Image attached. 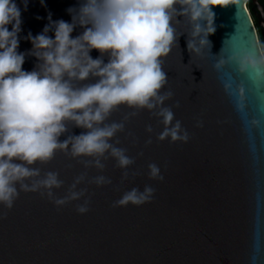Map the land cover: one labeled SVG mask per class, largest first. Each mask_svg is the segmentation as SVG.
I'll use <instances>...</instances> for the list:
<instances>
[{
	"label": "water",
	"instance_id": "95a60500",
	"mask_svg": "<svg viewBox=\"0 0 264 264\" xmlns=\"http://www.w3.org/2000/svg\"><path fill=\"white\" fill-rule=\"evenodd\" d=\"M250 1L257 9V25L264 29L263 7L258 0ZM15 2L22 21L18 51L25 53L24 70L31 71L37 60L28 54L29 32L41 33L49 16L71 22L67 9L81 0H27L26 7L25 0ZM247 2L213 8L216 30L208 37L212 54L220 52L233 32L226 44L249 51L258 46L263 51ZM178 19L177 36L183 34L163 58L168 80L162 91L173 93L165 104L188 131V141L157 139L163 125L148 110H141L114 137L135 160L127 180L121 182L124 170L113 158L103 161V170L86 169L87 158L58 150L47 163L33 165L42 174L59 173L64 185L55 189L57 196L87 172L78 187L87 188L89 210L77 212L82 200L57 207L40 192L20 191L11 209L0 204V264H264V70L233 73L235 81L229 87L233 76L218 73L207 46L199 54L188 51L191 25ZM82 31L77 26L72 36ZM90 54L100 55L96 49ZM104 59L107 62L108 57ZM236 85L245 91L243 110L235 103ZM129 111L121 106L111 119L121 120ZM200 122L202 126H197ZM149 124L152 133L146 131ZM82 131L69 125L60 139ZM149 137L152 143L146 144ZM149 163L160 167L163 180L149 178ZM137 171L141 174L133 175ZM97 175L111 178L112 183H89ZM145 185L155 189L150 202L111 206L125 191Z\"/></svg>",
	"mask_w": 264,
	"mask_h": 264
},
{
	"label": "clouds",
	"instance_id": "9594fccd",
	"mask_svg": "<svg viewBox=\"0 0 264 264\" xmlns=\"http://www.w3.org/2000/svg\"><path fill=\"white\" fill-rule=\"evenodd\" d=\"M239 3L240 0H81L77 7L67 9L71 22L53 21L49 16L41 33L33 36L29 32L26 39L32 48L28 54L37 63L27 71L23 68L25 53L18 51L20 8L15 0H0V204L11 209L20 191H31L46 195L57 207L82 200L76 210L86 213L90 197L86 196L87 188L78 186L85 181L87 172L75 177L63 196H57L55 189L64 185L59 173L42 174L33 165L47 163L58 150L73 158H87L83 161L86 169L103 170V161L113 158L124 170L121 182L127 180L135 160L127 155V149L117 146L119 141L114 137L141 110H148L163 125L157 139L187 142L188 131L175 119L172 107L165 104L173 93L162 91L168 80L163 58L183 34L177 36V25L181 23L178 17L191 25L186 40L188 51L199 54L202 46H207L221 76L246 75L250 69L264 70V51L258 46L249 51L226 44L233 32L224 40L220 52L212 54L208 38L216 30L213 8ZM77 26L83 31L73 37ZM50 31L54 36L48 35ZM93 49L100 53L96 58L90 54ZM234 81L235 76L229 87ZM235 103L240 110L246 107L242 85H236ZM121 106L131 111L121 120L111 119ZM175 106L179 107V101ZM69 125L84 131L61 140L69 132ZM146 131L153 132L151 124ZM145 143L151 144V137ZM147 167L150 179H164L156 163ZM89 183L102 186L112 180L97 175ZM154 193L150 185L142 190L133 187L111 206H139L150 202Z\"/></svg>",
	"mask_w": 264,
	"mask_h": 264
},
{
	"label": "trees",
	"instance_id": "16d2710c",
	"mask_svg": "<svg viewBox=\"0 0 264 264\" xmlns=\"http://www.w3.org/2000/svg\"><path fill=\"white\" fill-rule=\"evenodd\" d=\"M258 1L262 5L263 10H264V0H258ZM247 7L249 8V10L252 14L253 20H254L255 24L257 25V17L254 14V12L257 11L256 7L251 3L250 0H248V2H247ZM257 30H258L259 42H260L262 50L264 51V30L262 28L258 27V25H257Z\"/></svg>",
	"mask_w": 264,
	"mask_h": 264
},
{
	"label": "rangeland",
	"instance_id": "374dc122",
	"mask_svg": "<svg viewBox=\"0 0 264 264\" xmlns=\"http://www.w3.org/2000/svg\"><path fill=\"white\" fill-rule=\"evenodd\" d=\"M264 30V29H263Z\"/></svg>",
	"mask_w": 264,
	"mask_h": 264
}]
</instances>
